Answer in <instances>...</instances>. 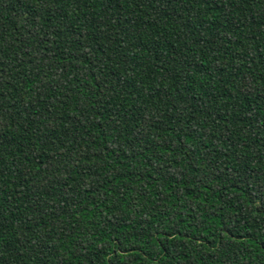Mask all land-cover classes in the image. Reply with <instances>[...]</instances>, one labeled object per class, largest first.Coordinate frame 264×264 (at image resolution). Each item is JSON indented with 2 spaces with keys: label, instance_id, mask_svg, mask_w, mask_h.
I'll use <instances>...</instances> for the list:
<instances>
[{
  "label": "trees",
  "instance_id": "1",
  "mask_svg": "<svg viewBox=\"0 0 264 264\" xmlns=\"http://www.w3.org/2000/svg\"><path fill=\"white\" fill-rule=\"evenodd\" d=\"M0 264H264V0H0Z\"/></svg>",
  "mask_w": 264,
  "mask_h": 264
}]
</instances>
